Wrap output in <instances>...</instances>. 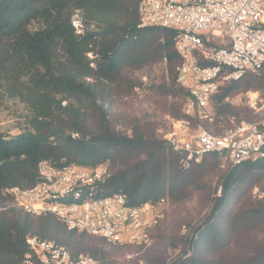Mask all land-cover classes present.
<instances>
[{
    "label": "trees",
    "instance_id": "16d2710c",
    "mask_svg": "<svg viewBox=\"0 0 264 264\" xmlns=\"http://www.w3.org/2000/svg\"><path fill=\"white\" fill-rule=\"evenodd\" d=\"M75 13L83 33L71 23ZM138 22L137 0H0V107L14 101L26 110L18 134L0 131V205L10 200L3 193L9 187L39 181L41 160L94 168L109 159L113 172L99 192L125 193L132 206L161 200L178 205L195 191L203 195L200 208L207 213L171 228L170 238L182 252L168 264H264V195L252 194L264 181V148L256 160L225 171L217 153L182 165V153L159 137L153 123L134 118L117 127L111 118L114 99L136 86L130 72L166 62L169 78L156 93L181 99L172 103L174 117L212 126L183 112L189 93L176 80L174 30L142 28ZM250 89L264 93V68L220 85L211 97L216 115L237 116L240 108L227 100ZM160 220L153 231L161 234ZM183 225L187 233L180 234ZM27 235L54 241L72 258L85 254L101 264H138L143 250L70 229L53 214L10 206L0 209V264L20 263Z\"/></svg>",
    "mask_w": 264,
    "mask_h": 264
},
{
    "label": "built area",
    "instance_id": "2783aa9c",
    "mask_svg": "<svg viewBox=\"0 0 264 264\" xmlns=\"http://www.w3.org/2000/svg\"><path fill=\"white\" fill-rule=\"evenodd\" d=\"M137 1L139 27L175 32L174 45L180 57L176 80L189 93L183 107L185 115L204 111L224 82L247 73L257 75L264 68V0ZM71 23L77 33H83L78 13ZM251 104L256 109L254 99ZM261 109L254 119L236 121L220 133L178 119L164 139L182 153V165L199 161L206 153L219 154L229 167L256 160L264 148V105ZM112 172L109 159L94 168L75 164L57 167L41 160L39 181L27 188L9 187L3 193L10 200L0 209L15 206L33 215L53 214L70 229L101 236L114 244L150 245L164 200L157 205L147 202L132 206L125 193H100ZM25 243L27 250L19 264H101L85 254L72 258L63 246L35 235H27Z\"/></svg>",
    "mask_w": 264,
    "mask_h": 264
},
{
    "label": "rangeland",
    "instance_id": "374dc122",
    "mask_svg": "<svg viewBox=\"0 0 264 264\" xmlns=\"http://www.w3.org/2000/svg\"><path fill=\"white\" fill-rule=\"evenodd\" d=\"M261 6L264 10V2ZM130 76L137 80L136 86L132 89L130 95L119 96L114 99L109 109L111 118L117 122V127L120 126V123L132 122L134 118L140 119L141 123L151 122L154 124L155 132L164 139V136L172 131L179 119L172 114V103L181 102L180 98L171 94H168L165 98L156 93L157 87L161 84L163 78H169L167 63L160 62L141 66L132 70ZM253 99L257 110L251 106ZM227 101L230 105L240 108L237 116L231 114L216 115L215 101L212 99L204 111L196 114L198 119L206 120L208 124H212L211 128L208 129L199 121L191 126L196 127L199 125L210 132L220 133L236 121L241 119L252 120L262 110L264 93L262 90L250 89L234 95ZM25 115L26 110L22 104L14 101L6 102L5 106L0 107V131L10 136L18 134L24 127ZM220 167L222 171H225L229 165L221 158ZM260 189L264 190V181L252 189V194L259 197L264 195V192L261 193ZM219 190L217 188L216 192L219 193ZM201 198H203V195L195 191L188 200L178 205H171L166 200L159 205L161 220L158 229L161 230V234L155 231L152 232V242L150 245H143V250L139 252L138 263L167 264L181 254L182 249L180 246L170 238L171 228L177 222L184 221L185 223V221H189L191 224L203 217L207 213V208H200ZM183 227L188 229L186 225H183ZM183 227L179 231L180 234L187 233V230L186 232L182 231Z\"/></svg>",
    "mask_w": 264,
    "mask_h": 264
}]
</instances>
